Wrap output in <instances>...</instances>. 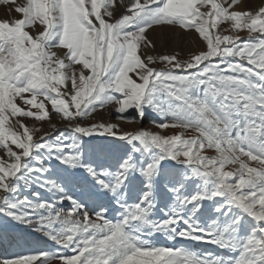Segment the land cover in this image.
<instances>
[{
  "label": "snow or ice",
  "instance_id": "6c2138e0",
  "mask_svg": "<svg viewBox=\"0 0 264 264\" xmlns=\"http://www.w3.org/2000/svg\"><path fill=\"white\" fill-rule=\"evenodd\" d=\"M0 3L20 16L0 21V241L56 248L0 264H264V6ZM157 27L194 31L206 50L149 55ZM49 104L67 127L34 140L22 118L45 121ZM108 106L172 134L82 126Z\"/></svg>",
  "mask_w": 264,
  "mask_h": 264
},
{
  "label": "rangeland",
  "instance_id": "374dc122",
  "mask_svg": "<svg viewBox=\"0 0 264 264\" xmlns=\"http://www.w3.org/2000/svg\"><path fill=\"white\" fill-rule=\"evenodd\" d=\"M19 2V0H17ZM264 6V0H241V10L244 11H255L259 7ZM11 4H2L0 3V21H11L19 19V14L15 13L12 10ZM227 27L226 25H221L217 30L221 34L227 35L232 34L230 32H225L223 29ZM149 39L151 40L154 48L148 50L149 55L155 56H176L177 59L187 62L194 55L200 54L206 50V42L199 38L198 34L194 31H183L176 28L170 27H157L155 30H149L147 33ZM242 39H248V34L246 32L241 33ZM60 54L61 50H56ZM143 58V56H142ZM158 69L164 68V65L157 63L155 65ZM190 71H195L190 70ZM63 91V89H62ZM27 95V94H26ZM19 104L20 101L18 100ZM49 109V118L45 121H33L31 118H22L24 123L29 126L30 129H35L34 140L39 139L41 136H47L49 139L55 137L58 134V130L65 129L67 127V122L64 121L58 114L54 113L51 110L50 104L48 105ZM125 115H136L134 111H130ZM152 119H159L153 114L149 113L145 116L142 122H128L125 120L117 119L114 109L111 106L106 107L105 109H100L97 112L93 113L91 117L86 118L83 122V125H91L94 123H111L117 126L121 131L134 132L136 130H151L153 132H160L161 134H172L171 130L168 129H156L155 126L150 123ZM55 125V128L52 127ZM22 131V130H20ZM178 132V130H177ZM187 138V137H185ZM14 148V146H13ZM15 150V148H14ZM3 155V150L0 149V156ZM252 163L255 166L254 162ZM77 194H79L77 190ZM47 196V194H45ZM115 214H112L114 217ZM30 231V230H29ZM23 235L24 239L31 241V243H24L21 241L20 245H9L5 241H0V256L13 255L18 252L28 253L30 251H47L55 252L56 248L53 246L52 242L45 241L42 237L40 241H35L33 236L25 234ZM37 235V234H33ZM201 248H207L208 250H213L211 245H203ZM66 255H71V253L66 252ZM55 264H59V261H56Z\"/></svg>",
  "mask_w": 264,
  "mask_h": 264
}]
</instances>
